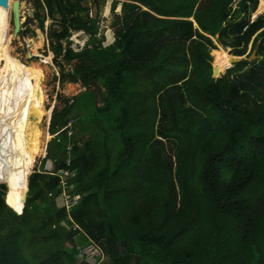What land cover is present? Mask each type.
Segmentation results:
<instances>
[{"label":"trees","instance_id":"1","mask_svg":"<svg viewBox=\"0 0 264 264\" xmlns=\"http://www.w3.org/2000/svg\"><path fill=\"white\" fill-rule=\"evenodd\" d=\"M38 1L61 14L52 49L73 69L61 80L87 89L54 109L50 169L29 182L22 173L19 191L0 175V264H91L89 243L107 257L100 264H264V14L251 19L259 0H112L102 30L106 0H94L93 16L84 0ZM72 29L91 34V47L75 51ZM205 32L238 56L257 34L258 58L215 77L218 47ZM18 113L2 174L12 170ZM76 114L90 129L83 136L69 134Z\"/></svg>","mask_w":264,"mask_h":264},{"label":"rangeland","instance_id":"2","mask_svg":"<svg viewBox=\"0 0 264 264\" xmlns=\"http://www.w3.org/2000/svg\"><path fill=\"white\" fill-rule=\"evenodd\" d=\"M21 1L24 3V8H23L24 22H23L22 30H21L20 34L17 37H15L14 40L12 41V44H11L12 53L14 56L19 58L22 62H24L28 66L34 65L37 63L42 64L44 66L45 72H46V77L44 80L43 88H44V91L46 92V96H47L46 101H45V107L48 110H51V109L52 110H51V114L49 116L50 119L47 115H45L43 122H42L43 123L42 127L44 128L45 131L48 132V135H49L47 143H46V151L43 155L37 157L35 166H31V165H29V167L25 166L26 164H29V161L28 162H21V161L17 162L15 160V154H14L13 155L14 160H13V164H12V168H11L12 170H9L10 172H7V174H4V173L2 174L0 172V175H6L8 178L3 177V176H0V177L10 179L11 183H12V179H11L12 177H18L22 173H25V171L30 172V174L28 176V182H29V177L34 171L50 169L51 160H46L45 157L47 156L49 143H50V140L52 137L51 132H50V123H51V118H52L51 116L53 115L54 109L55 108L62 109L65 107L66 101L64 99H61L60 97H63V98L67 97V98L73 99L76 95H78L79 93H81L82 91L87 89V87L81 81L74 82V81H70V80H65V81L61 80V75L63 72L68 73V72H71L73 70L71 65H69L67 63V61L63 58V56L56 57V54L52 49V43H51L50 35L52 34V32H54V31L58 32L63 28L62 23H61V14L57 13L54 17L50 16L48 14L47 9L44 6H41V4L39 3L38 0H21ZM41 1H42V4L44 5L45 0H41ZM120 1H124V0H120ZM260 1L261 0H259L258 7L260 5ZM128 2H130V1L128 0ZM83 3L85 5L91 6V10L93 12H95L94 11L95 10L94 0H84ZM111 3H112V0H106L105 7H104V11H106V12L104 13L103 22L101 24V30L103 28H108L110 23L113 20L112 12L110 13L107 11V10H109V11L111 10V7H112ZM236 4L237 3L233 4V9H235L237 7ZM258 7H257V9H258ZM143 8L145 10L148 9L145 6H143ZM257 9L255 11H253L251 14L252 21L256 20L257 17L264 14V11H263L262 13L257 15V17H254V13L257 11ZM89 15H90V12H89ZM191 19L193 20L194 17H191ZM42 22H43V24H42ZM11 24H12V30H13L14 29L13 13H12ZM23 28H25V29H23ZM12 30H11V32H12ZM41 35H42V41L39 44L41 46H39L38 41H39V37ZM206 35H208V37H211L213 39L214 43L218 47V50H221V48H220L221 45L225 48L228 47L220 41L218 36L214 37L208 33H206ZM256 35L253 37V39L249 45V48L247 50V53L244 54L243 57H249V55H248L249 53H251L250 55H252V53L257 51V48L256 49L254 48V50H253V40L255 39ZM90 38H91V34L86 32L85 30L72 29L71 36L69 37V41H70L69 44L75 51H81L85 47H91L92 44H90V42H89ZM63 45H64V47L68 45L67 39L63 40ZM227 49H229V51L232 55L236 56L235 51L232 47H228ZM214 50H216V49L212 48V50L210 52L211 56H212L213 65H214V61H215L214 59L216 58L214 55ZM30 53H34V56L30 57ZM52 55H53V57H52ZM47 57L49 58L48 63L43 62L44 60H46ZM50 57H52V58H50ZM257 58L258 57H253L251 61H254ZM233 66H234V64L232 63L230 68H228L224 73H222L220 76L218 75L217 77H222L225 74H227L229 69H231ZM21 71L24 74L27 73L24 70H21ZM3 83L5 84V81ZM5 86H6V84H5ZM32 87L33 86L31 83V91H32ZM16 107H17V105L15 103L14 104L12 103V106L10 107V112L13 109L17 110L18 108H16ZM18 112H19V110H18ZM18 114L20 115V113H18ZM78 116L79 115H77V114L72 116L73 120L71 122L72 123V129H71V132H69L70 135H76L77 134L79 136H83L90 131V129H87V130L81 129V127L83 126V123H79L80 121L78 119ZM19 127H20V136H19L18 146H19V144L22 140V137H23V123H22L21 117H20ZM167 145L170 146L169 142L167 143ZM18 146H17V148H18ZM69 147H72V145H70ZM23 167H25L23 170H19L20 168L22 169ZM61 175H62V178L66 179V176L68 175V173L63 172V173H61ZM11 186H12V184H11ZM27 194H28V191L26 192V196H27ZM7 196L9 197V192H8ZM65 196L70 197V195H68L67 193H65ZM63 197H64V195L59 197V199H58L59 204L65 203V199ZM75 198H76V196H74V199ZM24 201H25V199H24ZM24 203L25 202H23V204ZM92 244L93 243H89L86 246H82V249L88 247L87 250H90L91 248H93ZM106 259H107V257L104 255L101 262H105ZM77 261L79 264H81L84 260L82 258H79V259H77ZM91 264H100V262L99 263H91Z\"/></svg>","mask_w":264,"mask_h":264},{"label":"bare ground","instance_id":"3","mask_svg":"<svg viewBox=\"0 0 264 264\" xmlns=\"http://www.w3.org/2000/svg\"><path fill=\"white\" fill-rule=\"evenodd\" d=\"M15 1L9 0L8 8L0 5V89L3 92L0 103V125L3 129V139L2 142L0 141V167L3 170L9 169L8 163L11 155V146L7 136L10 104L15 103L17 105L23 123V137L16 150L15 160L17 162L29 161V165L31 166H35L37 157L43 155L46 151V143L49 135L42 127V122L45 115L50 116L52 110H48L45 107L47 96L43 88L46 77L44 66L38 63H33L34 65L28 66L12 53V41L18 36L15 34L14 29L12 30L11 24ZM20 2L21 24L23 25L24 3L21 0ZM263 11L264 0H261L257 11L254 13V17H257ZM41 41L42 35L39 37L38 45ZM220 48L221 50H214L216 57L214 59V66L217 67L219 76L230 68L234 57L229 49L222 45ZM34 53L30 54L34 56ZM48 60L49 58L47 57L43 62L48 63ZM21 70L27 73L24 74ZM4 81L6 86L3 83ZM31 83L33 86L32 91ZM11 184L17 190L19 186L18 177H14Z\"/></svg>","mask_w":264,"mask_h":264},{"label":"water","instance_id":"4","mask_svg":"<svg viewBox=\"0 0 264 264\" xmlns=\"http://www.w3.org/2000/svg\"><path fill=\"white\" fill-rule=\"evenodd\" d=\"M0 5L5 7V8H8L9 7V0H0ZM20 6H21L20 0H16L14 2V5H13V21H14V31H15L16 35H19L21 30H22ZM30 57H33V56L30 54ZM253 57H258L256 51L254 53H252V55H249V57H246V58L249 61H251ZM243 59H245V57L236 55V56L233 57L232 63L234 64L235 62H239V61H241ZM214 76L215 77L218 76V69H217L216 66H214ZM2 95H3V92L0 89V103H1V100H2ZM2 130L3 129L1 127V125H0V141L1 142H2V139H3ZM7 195H8V192L3 197H4V200L6 201V203L9 204L7 202ZM26 200H27V197H26ZM22 212H18V213H22Z\"/></svg>","mask_w":264,"mask_h":264},{"label":"built area","instance_id":"5","mask_svg":"<svg viewBox=\"0 0 264 264\" xmlns=\"http://www.w3.org/2000/svg\"><path fill=\"white\" fill-rule=\"evenodd\" d=\"M93 14H94V12L92 10H90V16H93ZM65 172L66 171H64V173ZM62 182L64 184V188L66 189L67 188L66 179L62 178ZM92 245H93V248H91L90 250H87L88 247L82 249V251L85 254V259L91 263H99L102 261L104 255H103V253L99 247H97L95 244H92Z\"/></svg>","mask_w":264,"mask_h":264},{"label":"crops","instance_id":"6","mask_svg":"<svg viewBox=\"0 0 264 264\" xmlns=\"http://www.w3.org/2000/svg\"><path fill=\"white\" fill-rule=\"evenodd\" d=\"M228 48V47H227ZM216 50H218V49H216Z\"/></svg>","mask_w":264,"mask_h":264},{"label":"clouds","instance_id":"7","mask_svg":"<svg viewBox=\"0 0 264 264\" xmlns=\"http://www.w3.org/2000/svg\"><path fill=\"white\" fill-rule=\"evenodd\" d=\"M147 8V7H146ZM257 52V51H256Z\"/></svg>","mask_w":264,"mask_h":264}]
</instances>
